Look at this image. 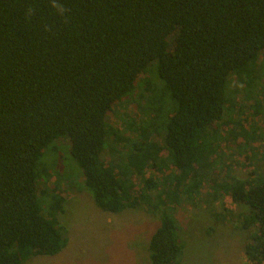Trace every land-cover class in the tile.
Returning <instances> with one entry per match:
<instances>
[{
    "label": "trees",
    "instance_id": "16d2710c",
    "mask_svg": "<svg viewBox=\"0 0 264 264\" xmlns=\"http://www.w3.org/2000/svg\"><path fill=\"white\" fill-rule=\"evenodd\" d=\"M57 2L64 15L51 0H0V264L54 255L68 243L57 219L65 200L60 183L39 187L50 175L41 159L62 139L99 207L119 213L145 206L159 216L149 264H183L181 228L170 209L192 201L216 164L215 140L233 106L231 77L245 90L255 82L264 0ZM151 65L161 90L142 79ZM143 83L163 142L142 125L126 160L109 162L105 150L127 137L108 115ZM253 107L264 113L260 99ZM228 177L209 180L214 191L248 207L242 227L257 230L245 253L261 260L264 174Z\"/></svg>",
    "mask_w": 264,
    "mask_h": 264
},
{
    "label": "rangeland",
    "instance_id": "374dc122",
    "mask_svg": "<svg viewBox=\"0 0 264 264\" xmlns=\"http://www.w3.org/2000/svg\"><path fill=\"white\" fill-rule=\"evenodd\" d=\"M255 75L248 90L237 84L235 76L231 77L233 106L225 113L215 140L216 164L192 201L185 199L176 209L169 208L181 228L183 264H246L249 260L245 246L257 228L242 227V214L248 212V207L234 202L229 194L214 191L209 179L219 181L229 175L247 178L252 171L264 174V113L256 114L253 107L256 99H260L264 108V51L257 61ZM143 78L154 82L153 89L162 86L153 65ZM143 87L144 83L138 85L132 95L115 103L108 115V120L127 137L115 145V151L105 150L103 157L109 162L126 160L130 142L136 139V129L142 125H151L153 138L163 142L161 117L146 103L152 92ZM69 151L70 142L62 139L58 149L45 152L41 168L50 175H44L39 185L40 189L50 191L55 181L60 183L65 200L57 219L68 243L57 254L33 256L22 264H149V240L160 225L159 216L145 206L119 213L103 210L84 184L81 168ZM147 172L156 175L150 169ZM136 181L140 186L143 184L139 177ZM49 200L50 196L41 199L47 213Z\"/></svg>",
    "mask_w": 264,
    "mask_h": 264
},
{
    "label": "clouds",
    "instance_id": "9594fccd",
    "mask_svg": "<svg viewBox=\"0 0 264 264\" xmlns=\"http://www.w3.org/2000/svg\"><path fill=\"white\" fill-rule=\"evenodd\" d=\"M51 6L58 12L60 15H64L67 9L64 6L57 2V0H51Z\"/></svg>",
    "mask_w": 264,
    "mask_h": 264
},
{
    "label": "built area",
    "instance_id": "2783aa9c",
    "mask_svg": "<svg viewBox=\"0 0 264 264\" xmlns=\"http://www.w3.org/2000/svg\"><path fill=\"white\" fill-rule=\"evenodd\" d=\"M246 264H264V258L261 260H248Z\"/></svg>",
    "mask_w": 264,
    "mask_h": 264
}]
</instances>
